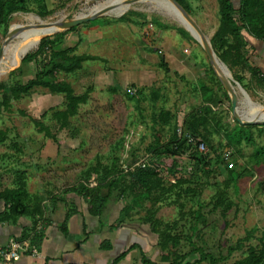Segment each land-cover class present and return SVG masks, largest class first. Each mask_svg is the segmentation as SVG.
<instances>
[{
    "label": "rangeland",
    "instance_id": "1",
    "mask_svg": "<svg viewBox=\"0 0 264 264\" xmlns=\"http://www.w3.org/2000/svg\"><path fill=\"white\" fill-rule=\"evenodd\" d=\"M105 1L44 0L49 13L41 16L38 12L43 1L30 0L31 10L14 13L9 27L13 25L12 31H16L21 27L27 29L40 24L41 20L48 23L70 21L78 16L91 15L94 8ZM158 1L165 3L163 0H143L131 4L125 12L132 19L130 23L110 21L108 19L118 18V15L108 12L78 25L75 30L62 29L42 37L56 36L65 31L66 36L63 43L57 46L58 49L77 44L76 53H88L102 59L87 61L81 70L74 73L60 74L59 78L70 82L76 93L90 89L88 103L81 106L78 115L70 118L67 126L61 127L51 117L50 110L52 107L65 108L64 95L42 87L34 89L20 100H12L10 110L0 113V130H5L7 134L0 143V189L14 185L17 174L24 171L28 173L31 192L47 200L46 213L53 208L51 194L67 198L71 209H76L78 203L90 210L91 203L87 197L79 191L66 189L77 186L84 178V172L98 161L105 166L124 168L135 159L144 160L147 147L154 142L157 132L163 134V140L168 139L175 128L182 134L188 114L204 103L200 92L202 86L212 87L219 99L213 107L219 122L210 127L212 172L210 175L201 172L198 176L202 184L199 199L208 203L226 193L233 201V206L225 215L222 209L213 210L212 205L206 207L208 222L207 225H199L198 236L190 229V216L181 219L174 232L181 234L178 251L188 254L186 261L195 262L202 258L201 253L192 252L193 246H197L211 253L218 260L217 264H233L247 254L250 244L258 243L255 236L264 230V129L253 127L251 141L243 140L238 146L228 145L226 131H231L239 122L231 102L224 96L223 90L226 89L222 83L221 88L215 82L213 67L203 46L191 34L192 38L184 37L178 28H186L169 15ZM189 2L192 7L190 15L205 36L211 39L219 24L217 0ZM131 11L145 13L146 17H138ZM9 35V28L5 30L0 26V57L6 43L10 41L7 40ZM176 48H184L180 52L186 55V65L190 68L189 79L173 76L160 65L162 58L167 62L172 54H178V51H174ZM235 73L244 77L247 85V89H244L251 100L264 106V85L253 80L247 70L236 69ZM232 74L234 76V72ZM35 75V61L24 63L22 59L13 68L0 69V81H7L10 85L25 83ZM234 88L240 98L237 114L249 116L250 109L245 96L239 86L235 84ZM166 110L173 116L169 125L157 120L158 114ZM45 111L48 114L42 117ZM30 117L40 118L56 138H49L38 131ZM222 150L233 153V161H236L234 165L216 160V155ZM158 162L164 166L163 158ZM230 169L240 174L237 180L230 176ZM91 181V186H95L97 179L93 176ZM167 182H170V178ZM118 193L114 189L111 198L103 206L101 217L91 212L84 214L92 234V251L95 249V252H99L95 247L96 236L99 235L96 227L112 224L111 228L108 227L110 231L125 239L118 249H127L137 242L141 244L146 258L151 260L150 263H143V253L136 249L128 254L122 264H167L161 261L159 233L153 232L151 225L143 220L145 208L136 206L129 213H122L129 199L126 195L119 198ZM174 199L172 195L161 203L157 214L159 218L169 222L179 218L180 208ZM181 202L185 210L197 208L196 198H183ZM146 204L150 205L149 202ZM81 219L80 216L75 217L68 228L74 233L81 232ZM66 224H61L60 229ZM252 228H257L258 232L247 242L248 245L228 254V248L235 246ZM108 233L103 237H111ZM85 254L88 257V252ZM113 257L110 255V259ZM197 264H209V261L203 259Z\"/></svg>",
    "mask_w": 264,
    "mask_h": 264
},
{
    "label": "trees",
    "instance_id": "2",
    "mask_svg": "<svg viewBox=\"0 0 264 264\" xmlns=\"http://www.w3.org/2000/svg\"><path fill=\"white\" fill-rule=\"evenodd\" d=\"M41 4V10L38 12L41 16L49 13L46 10L44 0ZM182 6L192 11L189 0H177ZM30 0H0V26L8 30L11 17L17 12H29ZM219 10V24L215 30L211 42L217 55L225 62L230 70L234 72L235 78L247 89L244 83V77L236 74V69L247 70L251 73V78L259 84L264 85V70L259 66L251 63L247 55L248 37H252L264 43V0H238L235 4L233 0H217ZM138 17H146L145 13L131 11ZM116 22H132L128 14H124L115 19H108ZM77 26L69 30H75ZM184 37L192 38L190 33L184 28H178ZM67 32H60L56 36H48L41 39L38 48L34 52H29L23 62L28 63L35 61L36 75L25 83L10 85L7 81H0V113L8 111L11 108L12 100H20L24 95L31 93L38 87L46 88L52 93L63 94L65 98V108H50L51 117L61 126L69 124L70 118L79 114L81 106L88 103L90 99V89L83 93H76L73 85L67 80L60 79L61 73L71 74L84 67V63L92 60L102 59L99 56L82 53H76L77 44L65 49H58L57 46L63 43ZM161 67L166 72L169 71L168 64L162 58ZM215 82L221 86L220 80L215 76ZM206 95L212 92L205 99L208 104H204L188 114L184 120V131L182 134L175 128L173 134L166 140H163V134L156 133L153 143L147 147V155L144 160H133L128 166L119 168L118 166H105L98 161L95 165L89 167L84 172V178L77 186H71L66 191L81 192L91 203L90 212L101 217L103 206L111 198L114 189L119 191V198L127 196L129 202L122 208V213H129L134 207L145 208L146 213L143 216L145 223L151 225L155 233L160 237V255L161 261L167 264H197L198 261L207 259L209 264H217L218 260L202 247L193 246L192 252L201 253V259L195 262L186 261L188 254H180L178 249L181 242V234L174 232L179 226L180 220L186 216L191 217L190 229L192 233L198 236L199 225H207L208 218L205 208L212 205L213 210L222 209L225 215L233 206V201L229 199L226 193L220 194L215 200L208 203L202 202L199 198L202 194V184L198 180L199 174L204 172L211 174L212 149L210 138L211 125L218 124L219 120L213 107L219 102L213 88L206 87L203 89ZM141 91V90H139ZM224 96L231 102L227 91ZM232 105V103H231ZM23 115L25 112H22ZM48 111L42 114L46 116ZM172 113L169 110L162 111L158 114L157 120L163 125H169L172 120ZM37 130L43 132L45 136L55 139L51 129L40 118L30 117ZM257 127L264 129L263 125H241L239 123L231 131H226L227 143L229 146H238L243 140L251 141V128ZM200 137L208 147L206 153H200L196 148L188 144L186 133ZM7 137L5 130H0V143ZM214 154V153H213ZM215 155V154H214ZM232 159L233 153L231 152ZM164 159V166L158 161ZM216 160L229 165L224 157V151L216 155ZM140 162L138 165L137 163ZM236 161H234L233 165ZM167 174V175H166ZM229 174L234 179H238L240 174L234 169L229 170ZM97 179L95 186L92 185L91 177ZM170 178V182L167 180ZM105 190V192H103ZM174 195V202L180 208V216L172 222L164 221L157 216L161 209V203ZM0 198L5 201L6 209L0 213V220H14L19 216H31L33 225L30 230L24 231L20 236L21 239H29L31 244L39 247L45 237L43 226L48 224L45 214L46 205L45 197L40 194H31L27 189L26 172L20 171L17 174L15 187H6L0 191ZM195 199L197 208L189 210L184 209V203L181 199ZM64 198L51 194L50 201L55 206L59 200ZM127 200V198H126ZM150 203L147 206L146 203ZM75 209H69L64 219L63 225L67 223L70 215ZM121 213V214H122ZM41 224V228H38ZM63 226V227H64ZM112 227V225H111ZM257 228L247 231L246 236L239 239L235 246L228 248V254L236 249L245 248L255 233ZM257 244H250L247 248V254L234 262L233 264H264V230L259 236H255ZM103 249H111L108 239H105L101 245ZM140 249L143 253V263H150L151 260L146 258L141 244L132 243L127 249L113 257L109 264H122L126 256L133 250ZM90 264V263H85Z\"/></svg>",
    "mask_w": 264,
    "mask_h": 264
},
{
    "label": "crops",
    "instance_id": "3",
    "mask_svg": "<svg viewBox=\"0 0 264 264\" xmlns=\"http://www.w3.org/2000/svg\"><path fill=\"white\" fill-rule=\"evenodd\" d=\"M233 1L235 4L238 3V0H233ZM248 41L249 43L247 45L246 50L251 63L256 66H259L264 70V43L252 37H248ZM183 49L176 48L174 51H178V54L176 55L172 54L167 59L166 63L168 64V68H169V71L167 73L169 74L172 73L173 76L180 75V77H186V79H189L190 68L187 67L186 65V59H185L186 55L184 56V54L180 52ZM199 87H200L199 90H201V86ZM206 87L207 86H202V90L200 91L204 99L203 105L208 104L205 101V99H207L212 93V92H208L205 95L203 93L204 91L203 89ZM26 176H27V189L31 194H34V192H31L29 188L27 172H26ZM8 187H15V184ZM3 189H0V191ZM46 201L47 200H45L44 202L45 205H46ZM69 205L70 204L68 202V199L64 198L63 200H59L56 203V205L53 206L52 210L45 214V218L49 223L43 226L45 237L41 245L38 247L39 253L37 256L32 255L30 253H25L21 255L19 260L11 261L6 264H85V263L109 264L111 261L110 255L117 256L119 253L125 250V249L124 250L118 249L120 248L118 247V245L124 244L125 239L123 237L121 239L119 235L116 236V234H113V232L110 231L112 224L108 226L110 228H108L104 224H100L96 227L99 229L98 232L99 235L96 236L97 238H96V246H95L99 250V252H95L96 251L95 249L94 251H92L91 248L92 234L88 230V223L86 221L87 219L86 216L84 215L85 213H89L90 211L88 210V208L87 209L86 207L83 208L82 205H79L78 203L75 212L70 215L66 227L60 229V225L63 224L68 210L71 209ZM5 209H6L5 201L0 198V213L4 212ZM78 216L82 218L81 227H80L81 232L76 231V233H74L68 227L69 224L73 221V219ZM32 225H33V218L31 216H25V215L19 216L14 220H5V221L0 220V247L6 246L9 243V241L13 238L21 239L20 236L24 233V231L32 232V230H30ZM107 231H109L108 234H111V237H103ZM114 233H118V232H114ZM105 239H108L110 241L111 249L110 248L103 249L100 247L101 243ZM86 252H88L89 254L88 257L85 254ZM90 254H94V256L91 257Z\"/></svg>",
    "mask_w": 264,
    "mask_h": 264
},
{
    "label": "bare ground",
    "instance_id": "4",
    "mask_svg": "<svg viewBox=\"0 0 264 264\" xmlns=\"http://www.w3.org/2000/svg\"><path fill=\"white\" fill-rule=\"evenodd\" d=\"M163 1L165 2L164 4L160 3L159 1L158 3L161 6H163V8L166 9L169 15H171L174 19L179 21L184 27H188L192 29L194 33H197V30L194 29L192 23L187 19V17L182 12L177 10L172 3L170 4L168 2V0H163ZM130 6L131 4H129L127 0H106L105 2L97 5L94 8V12L102 11L104 13L110 12L116 15H120L126 10H128ZM12 26L10 30L11 33L10 41L6 43L4 47V51L0 57V69L3 71L17 66L23 59V56L28 51L37 47L39 40H41V38L44 35L54 33L56 30L60 29V25L58 21L48 23L42 20L40 24H35L27 29L22 28L20 26L21 27L20 29L16 31H12ZM198 36L201 37L200 35ZM214 64L217 70L220 72V74L225 76H227V74H230L228 70L222 65L220 60L215 59ZM249 109H250V113H249L250 115L249 116L247 115L246 117L256 120L264 119V106L257 103H252L249 106Z\"/></svg>",
    "mask_w": 264,
    "mask_h": 264
},
{
    "label": "water",
    "instance_id": "5",
    "mask_svg": "<svg viewBox=\"0 0 264 264\" xmlns=\"http://www.w3.org/2000/svg\"><path fill=\"white\" fill-rule=\"evenodd\" d=\"M138 1H143V0H127V2H129V4H133L135 2ZM168 2L171 4H173L177 10H179L180 12H182L187 19L192 23V26L194 27L195 30H197V33H194V31L188 27H185L187 31L190 32V34L197 40L199 41V43L203 46L204 50L207 53V56L211 62V65L213 67V70L215 71L217 77L219 78L220 82L223 84V86L225 87L226 91L228 92L229 96L231 97V103H232V110L235 113V117L236 120L240 123V124H244V125H263L264 124V119L261 120H256V119H251L248 117H244V116H240L237 113L239 112V105H240V98L238 95V92L236 91L235 84L237 86H239L241 92L243 93V95L245 96V100L248 106H250L252 103H255L254 101L251 100L250 96L248 95L247 91L244 89V87L242 86V84L237 81L230 68L228 67V65L223 62V60H221L219 58V56L217 55L216 51L213 48L211 39H208L204 32L202 31V29L200 28V26L198 25V23L194 20V18L190 15V13L188 12V10H186V8L184 6H182L177 0H168ZM168 10V9H167ZM169 11V10H168ZM126 12V11H125ZM125 12H123L122 14L118 15V17L122 16L125 14ZM104 14V12L100 11V12H93L91 15H83V16H78L70 21H66V22H61L58 21L59 25H60V29L56 30L60 31L62 29H69L71 27H75L78 26L80 24H83L85 22L88 21H92L93 19H95L96 17H98L99 15ZM11 26L9 27V37L7 38V40H10L11 37ZM196 34V35H195ZM198 35H200L201 37H199ZM42 39V38H41ZM40 41L38 42V45L36 48H38ZM29 52V51H28ZM28 52L23 56L25 57ZM220 60V62L222 63V65L228 70V72L230 74H227V76L220 74V72L217 70L215 64H214V60Z\"/></svg>",
    "mask_w": 264,
    "mask_h": 264
},
{
    "label": "built area",
    "instance_id": "6",
    "mask_svg": "<svg viewBox=\"0 0 264 264\" xmlns=\"http://www.w3.org/2000/svg\"><path fill=\"white\" fill-rule=\"evenodd\" d=\"M185 135L188 139V144L191 145V147L196 148L200 153H206L208 151V147L200 137L193 135L190 132ZM224 157L226 161L229 162V165H233L234 161L230 151H225ZM137 164L139 165L140 162ZM38 228H41V224ZM25 253L37 256L39 250L37 246L31 244L29 239L13 238L6 246L0 247V264L17 261L20 259L21 255Z\"/></svg>",
    "mask_w": 264,
    "mask_h": 264
}]
</instances>
